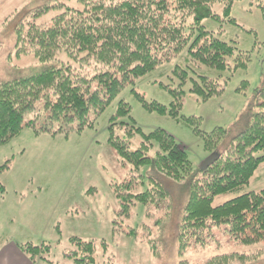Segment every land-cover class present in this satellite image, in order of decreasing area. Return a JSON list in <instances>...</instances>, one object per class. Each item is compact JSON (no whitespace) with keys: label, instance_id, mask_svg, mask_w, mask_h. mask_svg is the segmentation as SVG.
Instances as JSON below:
<instances>
[{"label":"trees","instance_id":"trees-1","mask_svg":"<svg viewBox=\"0 0 264 264\" xmlns=\"http://www.w3.org/2000/svg\"><path fill=\"white\" fill-rule=\"evenodd\" d=\"M62 1L31 0L13 13L9 24L3 22L4 31L9 34L10 30L16 41V57L31 55L36 62L10 66L12 75L0 77V145L24 129L36 136H67L92 128L123 90L183 52L218 71L227 69L233 54L231 45L205 31L201 23L221 20L212 11L217 3L223 5V17L229 21L236 0H75L73 7ZM260 1L264 12V0ZM50 9L62 11L48 27L37 26L35 19ZM175 74L185 82V71ZM191 82L190 92L203 101L223 91L215 79L198 76ZM168 91L173 97L169 110L145 102L131 89L143 108L174 119L182 107L183 92ZM124 117L132 124L126 136L141 138L135 150L128 140L113 134V123ZM111 122L108 143L130 172L111 185L119 203L118 216L129 218L137 204L145 208L150 225H142L141 233L129 229L126 234L143 243L157 264H166L169 257H178L189 247L205 246L212 240L213 229L220 226L235 244L252 246L264 241V188L212 206L214 197L248 185L264 162V88L255 90L251 103L231 126L200 135L206 154L216 155L205 171L193 166L184 149L163 130L144 134L134 127L130 107L123 100L118 101ZM71 241L74 250L67 257L72 264L96 263L94 242ZM22 247L32 253V259L40 250ZM262 253H226L205 264H257L264 260Z\"/></svg>","mask_w":264,"mask_h":264},{"label":"rangeland","instance_id":"rangeland-1","mask_svg":"<svg viewBox=\"0 0 264 264\" xmlns=\"http://www.w3.org/2000/svg\"><path fill=\"white\" fill-rule=\"evenodd\" d=\"M30 1L0 0L1 78L12 75L10 66L24 67L36 62L31 55L17 58L14 36L10 30L9 34L5 30L6 34L3 29V22L7 20L9 24L13 13ZM47 2L53 0H41L43 4ZM62 2L66 6H77L75 0ZM261 3L260 0L234 1L229 18L231 23L223 17V5L217 3L212 11L221 20L202 21L205 31L233 47L232 57L227 59V69L218 71L202 66L183 52L137 80L133 87L123 90L92 128L67 136H36L30 129H24L0 145V166L8 163L7 168L0 171V186L3 188L0 193V264H72L67 257L74 250L72 239L96 244L95 264L159 263L143 243L126 234L129 229L141 233L142 225H150L145 208L137 204L129 218L118 216L119 203L111 185L126 179L130 172L128 165L120 161L108 143L111 117L115 116L118 101L123 100L130 107L134 127L140 128L144 134L163 130L179 143L189 161L197 167L209 156L203 149L200 135L217 127L231 126L249 106L255 90L264 88V12L260 9ZM61 11L50 9L34 23L48 27L52 17ZM239 63L242 66L234 68ZM175 71L187 73L184 83ZM198 76L217 80L223 91L203 101L190 92L191 79L197 80ZM131 89L145 102H156L167 110L173 101L168 90H180L183 92L182 107L174 119L168 113L149 111L133 96ZM130 126L127 117L118 118L112 130L114 136L128 140L130 149L135 150L141 138L138 134L130 138L126 136L125 130ZM263 188L264 162L248 185L238 192L214 197L212 206ZM156 216L159 217L158 213ZM223 228H214L212 240L205 246L189 247L180 256L169 257L166 264L177 260L205 264L221 254L264 250V241L252 246L235 244ZM24 245L25 248L40 249L34 259L32 253L25 252ZM257 264H264V260Z\"/></svg>","mask_w":264,"mask_h":264},{"label":"water","instance_id":"water-1","mask_svg":"<svg viewBox=\"0 0 264 264\" xmlns=\"http://www.w3.org/2000/svg\"><path fill=\"white\" fill-rule=\"evenodd\" d=\"M215 158V154H210L197 166V168L201 171H205L209 166H211V164H213Z\"/></svg>","mask_w":264,"mask_h":264}]
</instances>
